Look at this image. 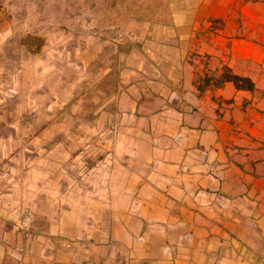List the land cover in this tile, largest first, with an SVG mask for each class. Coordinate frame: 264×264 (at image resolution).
<instances>
[{
  "label": "crops",
  "instance_id": "obj_1",
  "mask_svg": "<svg viewBox=\"0 0 264 264\" xmlns=\"http://www.w3.org/2000/svg\"><path fill=\"white\" fill-rule=\"evenodd\" d=\"M193 1L184 35L145 41L123 73L144 174L119 201L141 208L90 245L0 219V264H264V0Z\"/></svg>",
  "mask_w": 264,
  "mask_h": 264
},
{
  "label": "rangeland",
  "instance_id": "obj_2",
  "mask_svg": "<svg viewBox=\"0 0 264 264\" xmlns=\"http://www.w3.org/2000/svg\"><path fill=\"white\" fill-rule=\"evenodd\" d=\"M193 2L0 0L6 225L33 239L90 245L99 232L101 241L116 230L121 208H141L119 201L120 180L144 174L143 157L126 138L123 73L145 41L184 35V6Z\"/></svg>",
  "mask_w": 264,
  "mask_h": 264
},
{
  "label": "trees",
  "instance_id": "obj_3",
  "mask_svg": "<svg viewBox=\"0 0 264 264\" xmlns=\"http://www.w3.org/2000/svg\"><path fill=\"white\" fill-rule=\"evenodd\" d=\"M225 79L227 81L233 82L238 89H245V88L253 89L254 88L253 83L247 78H243V77L233 75V74H227L225 75Z\"/></svg>",
  "mask_w": 264,
  "mask_h": 264
}]
</instances>
